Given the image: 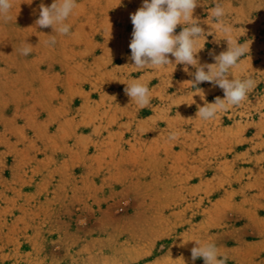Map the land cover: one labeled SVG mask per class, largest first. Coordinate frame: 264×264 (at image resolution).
I'll use <instances>...</instances> for the list:
<instances>
[{
    "label": "rangeland",
    "instance_id": "rangeland-1",
    "mask_svg": "<svg viewBox=\"0 0 264 264\" xmlns=\"http://www.w3.org/2000/svg\"><path fill=\"white\" fill-rule=\"evenodd\" d=\"M53 2L11 0L0 17V264H204L195 241L227 264H264V0L194 11L211 33L200 63L227 51L221 4L228 35L249 45L231 76L255 82L211 120L198 106L224 92L193 88V66H130L143 0H77L68 35L35 23ZM133 82L147 107L125 94Z\"/></svg>",
    "mask_w": 264,
    "mask_h": 264
},
{
    "label": "clouds",
    "instance_id": "clouds-1",
    "mask_svg": "<svg viewBox=\"0 0 264 264\" xmlns=\"http://www.w3.org/2000/svg\"><path fill=\"white\" fill-rule=\"evenodd\" d=\"M198 4L199 0H143L142 6L130 17L133 33L129 44L131 50L129 59L132 61L130 66L136 69H160L169 65H184L183 71L189 73L188 66H193L196 69L195 73H189L194 76V79L189 81L193 88L202 92L196 86L208 82L224 92L223 99L216 97L214 102H206L203 106H198L196 116L203 120H211L217 113L227 110L230 105H240L247 98L255 82L250 77L237 79L231 76L230 70L236 67L240 59L249 52V45L246 42L239 43L228 35L233 29L223 20L225 9L221 4H216L211 9V16L218 29L227 36L225 39L228 44L227 51L219 55L210 52L209 55L215 63H200L198 53L204 48L200 47V40L202 37L206 40V35L211 33H206L200 26L198 18L194 17ZM76 6L77 0H54L50 6L41 4L39 18L35 23L40 28L51 27L54 33L68 35L71 26L65 21ZM11 7V0H0V17L9 18L7 14ZM179 25H183V28L176 34ZM49 36L52 38L46 43L54 45L55 36ZM31 48L32 46L27 43V46L21 49V54L28 56ZM170 57L174 58V63ZM124 92L131 98V102H135L140 108L147 107L151 102L147 84L140 82L127 84ZM201 99H204V95ZM169 138L175 139V133ZM195 243L196 246L191 249L193 262L197 258H203L204 264H227V257L219 256L215 244H201L200 241Z\"/></svg>",
    "mask_w": 264,
    "mask_h": 264
}]
</instances>
